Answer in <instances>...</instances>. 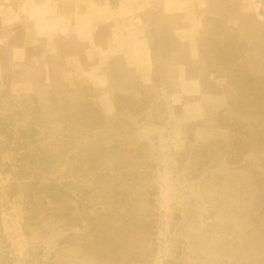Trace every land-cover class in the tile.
<instances>
[{
    "label": "rangeland",
    "instance_id": "1",
    "mask_svg": "<svg viewBox=\"0 0 264 264\" xmlns=\"http://www.w3.org/2000/svg\"><path fill=\"white\" fill-rule=\"evenodd\" d=\"M0 264H264V0H0Z\"/></svg>",
    "mask_w": 264,
    "mask_h": 264
}]
</instances>
